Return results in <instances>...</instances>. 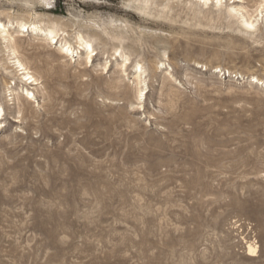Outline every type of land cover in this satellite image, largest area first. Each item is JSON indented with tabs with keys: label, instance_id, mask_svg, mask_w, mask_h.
<instances>
[{
	"label": "rangeland",
	"instance_id": "1",
	"mask_svg": "<svg viewBox=\"0 0 264 264\" xmlns=\"http://www.w3.org/2000/svg\"><path fill=\"white\" fill-rule=\"evenodd\" d=\"M48 1L0 0V264H264V0Z\"/></svg>",
	"mask_w": 264,
	"mask_h": 264
},
{
	"label": "bare ground",
	"instance_id": "2",
	"mask_svg": "<svg viewBox=\"0 0 264 264\" xmlns=\"http://www.w3.org/2000/svg\"><path fill=\"white\" fill-rule=\"evenodd\" d=\"M42 1H44V0H42ZM45 1L49 2L48 0H45ZM199 1L204 3V4L211 2V0H199ZM216 1H217V4H220L222 2V0H216ZM235 1H240V0H235ZM238 8H240V6L237 7L235 5V6L230 7L231 11H236V12H238ZM240 12H241V10H240ZM247 16L242 14L241 22H243V24H245L246 27L247 26L253 27L255 25V21H257V18L255 20L252 18V16H250V15L248 17ZM259 16H257V17L259 18ZM14 22L15 21H13V20H9L10 24L14 23ZM16 22L18 23V25L20 27L19 30H17L18 33L27 31V32H30L31 34L36 35L37 37H40L39 39H42L44 41L42 44L45 48H48V44L50 46V43L53 41H56V43H58V41L60 39L59 36L63 35L60 33V30L57 28L58 22L56 23L55 21H51L48 24H42V22H40L39 20H29V21L21 20V21H16ZM9 23L6 24L2 20H0V33L2 34L4 39H6L10 42V50L15 54L16 53V46L19 43V41L22 40V35L19 34L17 37H14V35L9 30ZM62 32H64V31H62ZM77 37H78V45H79L78 49H83L84 51H86L87 61L92 62L93 57H94L93 55L95 53L94 52L95 48L93 47L90 40L87 39L83 34L78 33ZM78 49H74L69 44V42H67L65 40V43L61 45V47L58 49L57 52H53V51L52 52L56 55H64V56H70L71 55L72 57H75V55H76L75 52L78 53ZM117 49H119V48L117 47L116 50ZM125 60H127V59H125ZM16 62L18 64V67H21V71L23 74L22 76H23V78L26 79V81L29 80V82L31 84H34V85L39 84V78L36 77L34 74H32V72L28 69L27 66H25V64L20 59H16ZM137 66L138 67H137V71H136L137 72L136 79H137V84L139 85L138 95H139V97H144L146 95V89H147L145 79L143 78L145 71H144L143 66L141 64H138ZM115 87H117V86H115ZM28 93H30V95H31L32 92L28 90ZM19 111H21V110H19ZM0 117H1V119L3 117V109L2 108H0ZM256 246L257 245H253V244L249 245V248H248L249 252H250L249 255L255 256L257 254L256 253L257 252Z\"/></svg>",
	"mask_w": 264,
	"mask_h": 264
}]
</instances>
